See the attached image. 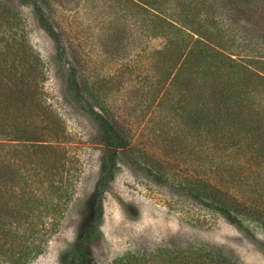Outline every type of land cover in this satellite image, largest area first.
Masks as SVG:
<instances>
[{"label": "trees", "instance_id": "trees-1", "mask_svg": "<svg viewBox=\"0 0 264 264\" xmlns=\"http://www.w3.org/2000/svg\"><path fill=\"white\" fill-rule=\"evenodd\" d=\"M21 1L51 39L65 93L102 146L100 178L64 264H93L87 243L126 159L170 184L160 161L141 166L146 152L136 151L130 129L114 119L119 99L110 110L89 98L102 87L133 95L150 113L149 134L184 166L177 187L254 240L250 225L264 229V0H85L99 27L96 55L105 50L121 72L118 84L95 70L90 93L49 16L63 18L66 9L58 0ZM19 29L18 14L0 3V264H30L44 254L77 187V162L60 145L61 120L40 86L43 64ZM156 264L238 263L219 250L187 249Z\"/></svg>", "mask_w": 264, "mask_h": 264}, {"label": "rangeland", "instance_id": "rangeland-1", "mask_svg": "<svg viewBox=\"0 0 264 264\" xmlns=\"http://www.w3.org/2000/svg\"><path fill=\"white\" fill-rule=\"evenodd\" d=\"M58 1V5L66 9L60 15L63 18L52 12L49 16L69 49L70 59L80 70L85 92H91V83L96 79L93 75L95 70L101 71L106 78L115 75L119 84L120 65L114 64L105 50L96 55L94 33L99 27L91 15L90 3L85 0ZM0 3L18 14L20 36L25 38L29 51L43 64L44 80L40 86L47 103L61 120L63 137L60 145L67 148L77 162L75 197L44 254L30 263L64 264L66 255L75 245L79 227L87 217L100 178L102 146L95 126L66 95L65 71L56 63L53 43L38 24L29 5L21 0H0ZM105 42L104 49L107 50L112 44L108 40ZM151 46H156L154 40ZM81 58L84 66L77 61ZM89 98L98 100L95 101L98 109L103 103L109 107L107 104L119 99L120 108L116 105L115 111L112 109L114 119L130 129L136 151L146 152L148 159L140 160L141 166L160 161L170 178V184L160 185L142 168L130 167L129 159L120 164L104 196L102 224L87 243L93 264H156L161 258L187 249L219 250L238 264H264V229L251 224L250 229L255 236L251 240L219 213L194 201L186 191L177 187L182 171H185L184 166L167 155L159 139L149 134L148 129L153 125L151 115L142 111L133 95H111L102 87L91 93Z\"/></svg>", "mask_w": 264, "mask_h": 264}]
</instances>
